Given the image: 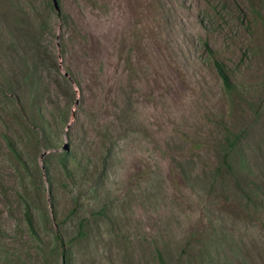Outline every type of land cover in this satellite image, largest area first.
<instances>
[{"label": "rangeland", "instance_id": "1", "mask_svg": "<svg viewBox=\"0 0 264 264\" xmlns=\"http://www.w3.org/2000/svg\"><path fill=\"white\" fill-rule=\"evenodd\" d=\"M58 4L0 0V264H264V0Z\"/></svg>", "mask_w": 264, "mask_h": 264}, {"label": "trees", "instance_id": "2", "mask_svg": "<svg viewBox=\"0 0 264 264\" xmlns=\"http://www.w3.org/2000/svg\"><path fill=\"white\" fill-rule=\"evenodd\" d=\"M206 46H207V50L211 53V55L213 56V50L211 48H209V44L207 42H205ZM215 60V65L217 68V71L219 73V75L221 76V78L223 79V84H224V88L225 90H227V92L231 93L233 91L236 90V86L234 85V83L232 82V80L230 79V74L228 72V70L226 69V66L219 60ZM233 137L231 138V136H227V140H226V152H225V157L226 159H229V155L232 153V151L234 150L235 144L237 142V134H232ZM8 142L10 144V146L12 147L13 150H15L14 145L11 141ZM28 220L31 223V217L28 216ZM58 239L60 240L61 245L63 246V250H62V256L64 259V263L67 264V250L65 249L66 244L64 243L62 236L60 234L57 235ZM160 256V260H161V264H167L165 262V260L163 259L162 255L159 254Z\"/></svg>", "mask_w": 264, "mask_h": 264}, {"label": "water", "instance_id": "3", "mask_svg": "<svg viewBox=\"0 0 264 264\" xmlns=\"http://www.w3.org/2000/svg\"><path fill=\"white\" fill-rule=\"evenodd\" d=\"M53 2H54L56 9H58L59 8L58 0H53Z\"/></svg>", "mask_w": 264, "mask_h": 264}]
</instances>
